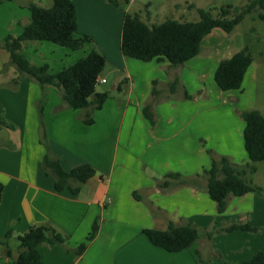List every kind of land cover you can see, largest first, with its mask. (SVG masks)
I'll return each instance as SVG.
<instances>
[{
    "label": "crops",
    "instance_id": "1",
    "mask_svg": "<svg viewBox=\"0 0 264 264\" xmlns=\"http://www.w3.org/2000/svg\"><path fill=\"white\" fill-rule=\"evenodd\" d=\"M73 1L78 33L93 36L107 62L109 57L113 60V72L126 73L117 83L127 97L126 102L121 99L119 106L123 108L121 125L117 128L104 122L96 130L87 128V123L74 115L79 109L68 107L60 93L61 97L55 95V102L44 107L52 151L66 170L84 163L97 170L78 193L68 187L59 191L54 177L43 168L47 150L40 142L38 110L42 87L31 78L18 86L1 88L0 79V181L5 185L0 200V238L9 230L13 232L8 242L16 257L19 234L31 225L54 227L65 242L41 243L43 264H207L211 252L226 250L227 245L219 247L218 242L223 241L220 238L227 243L232 238L217 236L211 240L200 236L190 248L169 251L152 243L143 229H166L170 221L209 229L205 226L210 209L213 216L221 217L220 223L214 221L215 229L240 221L264 226V195L249 192L232 196L226 211L218 213L203 174L212 164L208 148L218 155H227L234 163L250 162L244 141L245 121L239 111L256 108L257 61L247 70L242 88L225 91L228 96L220 94L212 83L220 61L244 47L245 33L235 34L237 27L231 34L215 28L203 39L201 52L182 66H171L167 59L146 62L122 53L126 9L108 0ZM6 2L12 1L3 3ZM20 3L25 2L18 3L22 13L18 22L23 31L31 20V12ZM83 49L84 55L90 52L87 44ZM176 77L180 84L173 93L169 84ZM155 80L160 94L153 103L156 122L152 124L143 109L151 99ZM107 82L106 79L103 83ZM208 86L213 89L212 99ZM50 87L53 86L45 88L46 94L51 92ZM185 90L193 97L185 98ZM99 142L111 146L107 155L112 154V166L108 169L101 166L103 156L94 153V157H89L88 151L83 150L89 145L97 148ZM170 172L180 173L192 182L181 184L178 178L166 176ZM96 220L99 231L88 241ZM235 231H240L236 237L244 249L230 264H243L264 249V235ZM83 242H87V248L76 254L74 249ZM5 252L6 246L0 243V264H9ZM198 253L203 262H199Z\"/></svg>",
    "mask_w": 264,
    "mask_h": 264
},
{
    "label": "trees",
    "instance_id": "2",
    "mask_svg": "<svg viewBox=\"0 0 264 264\" xmlns=\"http://www.w3.org/2000/svg\"><path fill=\"white\" fill-rule=\"evenodd\" d=\"M12 0H0V3ZM119 5L118 0H108ZM27 6L31 12V20L25 25L20 35L9 34L4 41L0 39V46L10 54V63L15 65L19 75H28L35 79L43 89V97L39 102V120L42 130L40 142L46 147L43 159V168L47 174L55 179V188L59 191L68 187L73 193H78L81 187L96 175V168L90 163H84L66 170L59 157L52 151L48 141L44 122V106L47 86H53L62 95L66 105L73 109H84L83 121L94 123L91 116L93 109L100 110L109 98L108 92H99L96 86L103 69L107 64L105 54L96 48L92 35L78 33L77 7L73 0H51V4L42 6L33 0L20 3ZM198 20L166 19L161 23L150 24L143 19L140 13L127 11L124 17L121 50L123 55L143 61L169 60L171 66H182L188 60L198 55L202 50L203 39L215 28L223 29L227 34L234 32L249 14L257 13L258 18L264 20V0H250L244 6L234 7L231 4L222 6L217 14L212 9H198ZM27 41H49L70 48L74 51L83 49L86 44L93 45L92 50L74 63L53 72L48 63L37 64L23 53ZM255 60L248 39L244 47L231 57L220 61L215 81L223 91L241 89L247 70ZM7 71L6 64L0 69V75ZM153 82L151 99L144 106V114L152 124H155L153 103L160 94ZM180 78L170 82L171 92H176ZM121 84L119 85V87ZM185 98L193 95L185 90ZM245 121L244 141L250 162L240 165L234 163L227 155H218L213 149H208L212 164L203 174L207 177V189L211 198L217 203L218 213H224L232 196H242L249 192H258L264 195L263 187L253 183L249 174L258 170L256 165L264 161V114L257 108L239 111ZM168 178H178L179 183H191L183 178L182 174L170 172ZM5 185L0 181V200ZM243 230L249 233H263L264 226L253 225L249 222H234L220 226L215 232H233ZM99 231V222L96 220L87 240H93ZM143 232L152 243L169 251H180L192 247L201 236V229L192 223L176 224L169 222L166 229L144 228ZM211 238L214 230L204 229ZM13 234L11 230L0 238V243L6 246L5 256L9 264H43L39 245L43 242L64 244L65 237L52 226L31 225L27 231L17 236L19 240L18 255L14 257L8 238ZM87 248V242L81 243L74 251L82 254ZM69 250V249H68ZM199 262H203L198 253ZM243 264H264V249L256 252Z\"/></svg>",
    "mask_w": 264,
    "mask_h": 264
},
{
    "label": "rangeland",
    "instance_id": "3",
    "mask_svg": "<svg viewBox=\"0 0 264 264\" xmlns=\"http://www.w3.org/2000/svg\"><path fill=\"white\" fill-rule=\"evenodd\" d=\"M21 1L27 2V0H12V2L0 3V39L2 42L9 34L20 35L22 33V24L18 22V19L21 18L22 16V13L18 7V3ZM33 1L42 6H47L51 4V0H33ZM118 1L121 7L126 9V11L132 13H140L144 20H146L150 24H154V23H161L169 18L177 19L181 21L198 20L200 18V14L198 11L199 8H204L207 10L212 9L213 13L217 14L222 6H226L228 4H231L234 7L244 6L250 0H118ZM236 30L238 31H236L235 34L241 31L245 33V38L248 39L255 60L257 61V67H256L257 88L255 92V102H256L255 107L264 114V20L258 18L257 13L249 14L237 26ZM216 43H218V41H216ZM87 47H89L90 49L89 51H91L93 45L87 44ZM96 48L98 49L97 45ZM84 50L85 49L73 51L67 47L49 41H41V42L27 41L23 47V53L31 61L36 62L38 64L48 63L51 67V70L53 69L52 71L55 72H58L63 67L74 63L79 59V57L80 58L83 57L82 55H84L83 52ZM76 55H79L78 58L76 57ZM112 63L114 62L109 57V60L101 73V76L105 77L108 80V82L107 83L98 82L96 86L97 91L108 92L111 98H109L106 101L104 109L102 110L93 109V111L91 112V116L94 120V124L91 125L86 124L85 126L87 128H91L92 130L98 129L100 126L103 125L104 122L105 123L111 122L114 126H117V128L119 125H121L123 108H120L119 106H121L120 104L122 102L121 99L122 100L124 99L123 102H126L127 97L123 94V92H121V90L118 89L117 83L118 81H121L125 78L126 73L119 71L113 72L111 70ZM0 64L2 65V67L4 64H6L7 66V71L5 73L6 75L0 76V79L3 82L1 88H5L10 84H12V86H18L20 82H26L23 80L31 79V77L28 75H21V76L19 75L15 65L10 63L9 52L2 46H0ZM212 83L215 84V86H217V89L219 90V92H221L220 94H222L223 96H228L229 93L222 91L218 87L214 77H212ZM37 84L40 86L38 82ZM208 87L210 89V86ZM50 88H51V92L46 94L45 106H47L48 103L50 102L51 103L55 102L56 100L55 95L59 97L62 96V95L60 96L61 93L59 91H56L54 87H50ZM212 92L213 89L211 88L209 90L211 99L213 98ZM0 112H2V110ZM74 115L77 116L76 118L80 117L81 119H83L85 115V110L84 109L75 110ZM108 146L111 147L109 143ZM109 147L99 142L97 148L92 145H89V147H85V149L83 150L88 151V153L90 154L89 157L92 156L94 157V153L99 154V156H103V162L101 163V166L108 169L110 168V165L112 166V163L110 162L112 154H110V156L109 154L107 155V152L109 153L110 150ZM208 149H212V148H208ZM256 165L258 167V172L251 175L250 179L253 180L255 183L263 184L262 186L264 188V161H259L256 163ZM208 213H210V216L206 218V222L208 223V226L205 227H209L210 230H214L215 232L218 228L216 229L214 228V221L216 220L219 222L221 217L218 215L213 216L211 209L209 210ZM251 223L255 225L253 222ZM200 229L202 231L201 237L204 236L207 237V235L204 232L205 228L204 229L200 228ZM239 232L240 231L227 232V233L215 232L213 236L210 238L211 240H215L217 236H228V238H232V239L229 243H227L224 241L223 237L220 238V241L222 240L223 241L218 242V244L220 245L219 247L227 245L225 248L226 250H223L221 248L220 251L211 252L209 257L207 258V264H230L232 261H235L236 258L240 256L242 250L244 249L243 246H240L241 241L236 237L238 234H240ZM243 232L245 233V231ZM246 234H254L253 236L264 235L261 232L246 233Z\"/></svg>",
    "mask_w": 264,
    "mask_h": 264
},
{
    "label": "built area",
    "instance_id": "4",
    "mask_svg": "<svg viewBox=\"0 0 264 264\" xmlns=\"http://www.w3.org/2000/svg\"><path fill=\"white\" fill-rule=\"evenodd\" d=\"M106 79L105 78H99V82H105Z\"/></svg>",
    "mask_w": 264,
    "mask_h": 264
}]
</instances>
